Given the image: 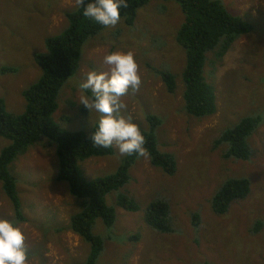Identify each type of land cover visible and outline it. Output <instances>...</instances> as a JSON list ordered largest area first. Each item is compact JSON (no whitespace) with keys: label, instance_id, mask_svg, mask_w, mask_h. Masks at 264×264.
Wrapping results in <instances>:
<instances>
[{"label":"rangeland","instance_id":"rangeland-1","mask_svg":"<svg viewBox=\"0 0 264 264\" xmlns=\"http://www.w3.org/2000/svg\"><path fill=\"white\" fill-rule=\"evenodd\" d=\"M225 9L252 24L251 31L233 39L222 56L209 52L205 76L213 83L216 111L204 117L190 116L182 100L184 48L176 32L184 14L176 0H151L136 11L134 23L121 18L114 28H103L83 45L80 66L62 86L53 120L69 131H88L98 116L78 104V83L92 70L106 71L103 57L110 51H132L140 66L142 83L122 97L124 112L147 129L151 113L162 119L157 128L159 148L174 154L177 168L167 173L154 167L149 157H139L130 167V180L106 194L116 221L106 227L101 219L93 231L104 238V249L96 264H264V0H219ZM78 6L76 0H0V98L9 112L25 107L22 91L37 79L40 67L35 53L45 51V39L68 25L65 11ZM176 75L174 92L166 90L157 71ZM256 115L260 123L248 138L253 149L249 160L225 159V145L215 138L241 117ZM11 141L0 137V151ZM55 143L42 136L10 164L22 204L24 221L15 219L0 184V217L15 220L25 231L29 264L81 263L88 244L69 229L70 215L78 208L68 184L57 181L58 158ZM111 155L93 156L80 162L84 177L113 173L126 155L113 145ZM230 175L251 179L249 196L234 202L223 215L214 214L209 198L218 184ZM125 194L138 206L128 211L117 202ZM168 199L174 231L161 233L146 221L148 203ZM201 217L199 227L191 214ZM262 222L259 232L251 226Z\"/></svg>","mask_w":264,"mask_h":264},{"label":"trees","instance_id":"trees-1","mask_svg":"<svg viewBox=\"0 0 264 264\" xmlns=\"http://www.w3.org/2000/svg\"><path fill=\"white\" fill-rule=\"evenodd\" d=\"M151 0H127V7H121L122 21L132 25L139 7ZM184 14V21L176 32V41L186 55L182 71V100L186 113L190 116L204 117L216 111V95L213 83L205 76L207 54L212 52L215 59L222 56L233 39L252 29V24L243 17L228 12L219 0H176ZM89 2L85 0L84 5ZM83 9L77 7L65 11L68 21L59 34L45 39V51L34 54V60L40 67V74L22 91L25 107L22 113L9 112L5 102L0 98V137L11 143L0 151V184L10 201L15 219L24 221L22 204L16 188L17 180L10 169L19 155L42 136L55 143L58 158L56 180L68 184L72 196L78 200V208L70 215L69 229L88 244L86 258L81 263L96 264L104 249V238L93 231L95 221L101 219L106 227L116 221L115 209L105 202L107 193L117 190L130 180V167L139 158L137 155H126L117 170L110 174L84 177L80 162L93 156L111 155L113 146L102 148L90 141L94 125L88 131H69L60 127L53 114L58 107V96L64 83L78 70L82 58V47L90 37L97 36L103 26L82 15ZM264 59V53H263ZM12 67H1L2 73L14 71ZM168 92L175 90L176 75L169 70L157 71ZM147 129L141 128L146 137V148L152 166L160 167L167 173L177 168L174 154L159 148L156 139L157 128L162 119L156 114L147 116ZM260 123L258 116L247 115L234 124L223 128L215 138L214 145H225L224 158L249 160L253 149L248 138ZM251 191V179L247 175H230L222 180L209 198L211 211L223 215L229 211L234 202L246 199ZM118 204L128 211L138 209L137 204L125 194H119ZM147 223L156 231L171 233L174 231V220L168 199L151 200L145 211ZM191 224L199 227V212L191 214ZM262 222L255 221L251 229L259 232ZM201 264H213L206 260Z\"/></svg>","mask_w":264,"mask_h":264},{"label":"clouds","instance_id":"clouds-1","mask_svg":"<svg viewBox=\"0 0 264 264\" xmlns=\"http://www.w3.org/2000/svg\"><path fill=\"white\" fill-rule=\"evenodd\" d=\"M76 0L82 15L95 23L114 28L121 21V7L127 0ZM106 71L92 70L78 83L80 95L77 103L89 113L97 114L92 144L102 148L115 145L121 155L147 157L146 137L137 123L125 115L127 105L122 100L129 89L138 90L142 77L140 66L132 51H110L103 57ZM24 229L13 219L0 217V264H29L25 247Z\"/></svg>","mask_w":264,"mask_h":264}]
</instances>
